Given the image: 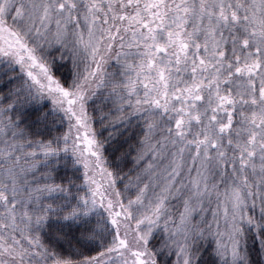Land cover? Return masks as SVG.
Returning <instances> with one entry per match:
<instances>
[{
    "label": "snow or ice",
    "instance_id": "1",
    "mask_svg": "<svg viewBox=\"0 0 264 264\" xmlns=\"http://www.w3.org/2000/svg\"><path fill=\"white\" fill-rule=\"evenodd\" d=\"M0 264H264V0H0Z\"/></svg>",
    "mask_w": 264,
    "mask_h": 264
},
{
    "label": "trees",
    "instance_id": "2",
    "mask_svg": "<svg viewBox=\"0 0 264 264\" xmlns=\"http://www.w3.org/2000/svg\"><path fill=\"white\" fill-rule=\"evenodd\" d=\"M70 67V66H69ZM68 73H67V71H65V75H67Z\"/></svg>",
    "mask_w": 264,
    "mask_h": 264
}]
</instances>
